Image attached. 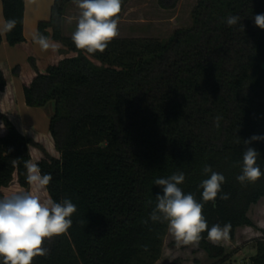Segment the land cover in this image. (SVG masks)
<instances>
[{
  "label": "trees",
  "instance_id": "trees-1",
  "mask_svg": "<svg viewBox=\"0 0 264 264\" xmlns=\"http://www.w3.org/2000/svg\"><path fill=\"white\" fill-rule=\"evenodd\" d=\"M129 1L123 0L119 20ZM179 1L159 3L172 9ZM2 3L8 43L25 44L29 52L26 65L12 69L22 79L26 103L53 102L54 112L44 135L23 130L0 110V197L13 185L30 187L24 167L30 160L41 174L52 175L45 188L49 197L68 198L77 207L69 230L46 240L48 254L33 264H155L168 228L149 218L156 194H162L154 180L183 172L179 186L203 203L199 185L210 175L203 174L205 165L225 176L222 193L229 197L204 203L209 228L230 224L233 239L238 227L255 226L248 211L264 197V176L244 185L236 177L243 141L264 136V29L254 22L264 13V0H198L190 26L161 40L116 37L95 54L77 49L63 31L73 0H54L50 18L38 25V33L58 43L48 60L26 41L25 0ZM234 15L243 31L224 22ZM11 91L0 66V93L15 102ZM247 146L260 153L257 164L264 172V141ZM261 232L246 264H264ZM201 235L199 249L211 258L224 256L225 248L209 241L207 231Z\"/></svg>",
  "mask_w": 264,
  "mask_h": 264
},
{
  "label": "clouds",
  "instance_id": "clouds-1",
  "mask_svg": "<svg viewBox=\"0 0 264 264\" xmlns=\"http://www.w3.org/2000/svg\"><path fill=\"white\" fill-rule=\"evenodd\" d=\"M122 2L123 0H73L79 9L74 18L76 27L71 35L75 47L88 54L103 53L108 44L119 35ZM240 19L234 15L227 17L224 22L229 27L239 25L243 31L244 26L239 24ZM254 22L257 27L264 29V13L256 14ZM14 26V20L8 21V30ZM33 41L42 51L58 48V44L50 42V38L41 33H36ZM220 119L216 118L217 127ZM253 141H264V136L253 135L243 141L246 146L243 163L241 173L236 177L241 185L254 183L264 176L257 164L260 153L247 146ZM24 167L27 183L34 186L36 192L45 189L52 181L50 173L41 174L38 163L26 160ZM202 172L210 174L199 185L203 190V203L194 194H185L179 186L185 181L183 172L154 180V184L162 189V194H156V204L149 218L153 222H166L177 246L198 245L202 239L201 234L205 231L208 240L213 243L226 239L229 234L230 224L217 223L209 228L203 215L204 203L215 204L218 195L222 200L229 198L227 193H222L226 178L208 165L204 166ZM76 211V205L68 198L56 202L51 198L41 199L40 195L33 194L32 191L0 197V264H33L35 257L47 255L45 241L65 234L72 226L71 217Z\"/></svg>",
  "mask_w": 264,
  "mask_h": 264
},
{
  "label": "rangeland",
  "instance_id": "rangeland-1",
  "mask_svg": "<svg viewBox=\"0 0 264 264\" xmlns=\"http://www.w3.org/2000/svg\"><path fill=\"white\" fill-rule=\"evenodd\" d=\"M197 1L198 0H180L175 8L166 9L160 5L159 0H130L126 6L123 19L119 20V35L117 38L165 39L173 34L176 29L191 25V13ZM78 13L79 9L72 3L70 5L69 16H77ZM69 20L76 24L74 18H69ZM3 97L4 96L0 97V110L10 114L19 121L23 130L31 133H42L40 130H44V126H49L50 116H52L54 112L53 102L48 103L45 107H28L24 110L20 109L19 113V111L17 112L15 109H11L14 103L7 105V98ZM4 132L5 129L0 121V134ZM32 151L36 153V149L33 148ZM18 189H21L22 192L32 191L33 194L40 195L41 199L50 198L46 190L43 189L36 192L32 185H30L28 189L18 186L5 188V196L15 194ZM248 215L255 224V226H253L254 230L246 226L237 228L233 239L227 236L226 239H222L218 241V243H215L225 248L224 256L216 258L217 260L212 262L210 259L214 258L208 256L209 259H206L207 256L202 257L201 259H205L203 264H246L249 261L250 257L256 253L255 243L257 238L254 236V231H256L258 235H262L259 225L260 223L264 224V198L258 203L251 205ZM167 243L168 249L166 251H169V248H177L179 255L177 257L182 259L184 253L193 252V255H196L202 250L198 248V245L177 246V242L171 233H169ZM201 259L195 258V262L200 263Z\"/></svg>",
  "mask_w": 264,
  "mask_h": 264
},
{
  "label": "crops",
  "instance_id": "crops-1",
  "mask_svg": "<svg viewBox=\"0 0 264 264\" xmlns=\"http://www.w3.org/2000/svg\"><path fill=\"white\" fill-rule=\"evenodd\" d=\"M54 3V0H25V11H24V35L27 42L32 43V50L33 53L40 59L48 60L50 59L53 54H55V50L50 48L47 51H42L38 44H36L33 41V36L38 33V25L39 22L42 20H48L50 18L51 14V7ZM70 3L67 7L65 16H64V22H63V31L65 34L72 35L73 31L75 30L76 24L72 23L69 18H75L76 16H69L70 11ZM5 28H6V20L3 14V3L2 0H0V31L3 34V41L0 44V66L5 71V74L10 81L12 85V91L15 95V102L10 101V93L8 94H1L0 97L4 96L3 98H7V105H11L14 103L13 107L11 109H15L17 112L20 109L24 110L27 109L28 106L25 100V95L23 91V82L22 79L19 76H16L12 73L13 67L19 64L26 65L27 57H28V50L25 48V44H18L16 46H11L5 36ZM53 42V41H50ZM56 43V42H53ZM58 44V43H56ZM9 96V97H7ZM18 114V113H17ZM51 118V116H50ZM50 124V121H49ZM44 130H40L43 134L48 133L49 126H44ZM16 186V185H13ZM45 190V189H44ZM22 192L21 189H18L16 193ZM264 198V197H263ZM262 198V199H263ZM259 229H264V224L260 223ZM248 228H251L254 230L253 226H246ZM239 228V227H238ZM255 238H259L262 235H258L256 231H254ZM169 231L167 232V235L164 240V246L161 257L155 262V264H168L173 259H175L178 255L177 248H169V251H166L168 248V238H169ZM218 243V242H215ZM199 254V255H198ZM184 255V256H183ZM183 256V264H203L205 259H201L202 257H206V259H209L208 255L205 251L200 250L196 255H193V252L184 253ZM195 258L201 259L200 263L195 262ZM212 261H216L217 259H210Z\"/></svg>",
  "mask_w": 264,
  "mask_h": 264
}]
</instances>
